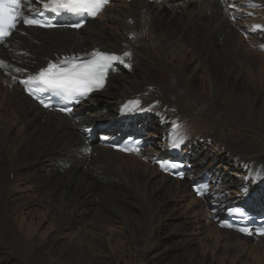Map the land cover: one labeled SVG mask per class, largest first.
<instances>
[{"label":"bare ground","instance_id":"6f19581e","mask_svg":"<svg viewBox=\"0 0 264 264\" xmlns=\"http://www.w3.org/2000/svg\"><path fill=\"white\" fill-rule=\"evenodd\" d=\"M44 1L22 0L0 42V264H264V235L214 220L264 209V0L114 1L77 31L23 24ZM106 51L105 85L69 115L23 93L50 62ZM133 129L135 154L96 143ZM176 157L181 181L156 164Z\"/></svg>","mask_w":264,"mask_h":264},{"label":"snow or ice","instance_id":"6c2138e0","mask_svg":"<svg viewBox=\"0 0 264 264\" xmlns=\"http://www.w3.org/2000/svg\"><path fill=\"white\" fill-rule=\"evenodd\" d=\"M108 0H48L42 7L54 12H68L76 15H96L102 10ZM22 5V0H0V37L9 36V29L15 28L20 22L22 13L17 11ZM22 22L26 25L48 26L40 20L24 17ZM79 27L80 25H75ZM125 55H129L125 53ZM92 59L81 63H72L79 57H66L60 63H68V67H60L58 64L49 63L48 67L42 69L38 75L29 78V83H38L43 87L36 89L37 92L51 91L66 96L83 95L94 88L103 87L110 61L117 59L104 53H93ZM31 94V93H30ZM43 103V100H41ZM138 104L139 102H133ZM45 107H48L45 104ZM70 111V109H62ZM178 147V143L173 144ZM163 167V165H162ZM235 211H239L238 209ZM245 232L246 229H240Z\"/></svg>","mask_w":264,"mask_h":264},{"label":"rangeland","instance_id":"374dc122","mask_svg":"<svg viewBox=\"0 0 264 264\" xmlns=\"http://www.w3.org/2000/svg\"><path fill=\"white\" fill-rule=\"evenodd\" d=\"M194 3H195V2H194ZM209 20H210V15H209ZM200 49L203 51V50H204V46H203V45H200ZM106 52H107V51H106ZM263 53H264V52H263ZM162 59H163L164 61H167V57H165V56H163ZM25 85H26V84H25ZM25 85H24V86H25ZM97 99H98V98H97ZM95 102H96V100H95ZM105 135H108V134H105ZM94 136H95V135H94ZM98 138H99L98 136L95 138L96 143H97V139H98ZM95 140H94V141H95ZM230 171H231V170H229V171L227 172V174H229ZM24 211H26L25 208H24ZM38 212H42V209H41L40 207H38Z\"/></svg>","mask_w":264,"mask_h":264}]
</instances>
